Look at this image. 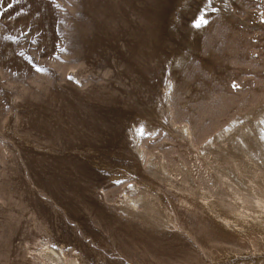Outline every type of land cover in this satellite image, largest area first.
<instances>
[{
    "label": "rangeland",
    "instance_id": "1",
    "mask_svg": "<svg viewBox=\"0 0 264 264\" xmlns=\"http://www.w3.org/2000/svg\"><path fill=\"white\" fill-rule=\"evenodd\" d=\"M263 17L264 0H0V264H51L45 242L82 264H264V214L213 205L200 153L264 101ZM140 124L167 182L136 157ZM133 185L144 215L120 210Z\"/></svg>",
    "mask_w": 264,
    "mask_h": 264
},
{
    "label": "bare ground",
    "instance_id": "2",
    "mask_svg": "<svg viewBox=\"0 0 264 264\" xmlns=\"http://www.w3.org/2000/svg\"><path fill=\"white\" fill-rule=\"evenodd\" d=\"M167 90L172 98V89L169 87ZM170 98L161 111L163 123L169 131L179 132L177 138L184 143L191 142L194 146L190 125L175 122ZM157 130L142 124L135 126L131 135L132 143L135 144L133 150L140 159L139 162L142 160L146 165H150L148 173L151 176L167 182L168 178L174 177L169 167L164 161L161 163L156 156L155 159L148 158L144 148V140L152 138ZM200 153L207 160L210 158L215 160V164L212 165L215 177L212 183L209 182L203 187L204 194L213 197V205L231 206L233 202L238 204V200L242 199V205L250 204V207L254 206L264 214V101L254 112L250 111L244 116L230 119L207 140ZM137 192L139 193L135 196ZM153 205L156 204L147 197L146 190L140 191L133 185L131 188H125L120 210L131 216L144 215L151 211ZM148 216L152 218L151 212ZM39 255L51 264H82L76 257H67L62 249L51 246L48 242L44 243Z\"/></svg>",
    "mask_w": 264,
    "mask_h": 264
},
{
    "label": "snow or ice",
    "instance_id": "3",
    "mask_svg": "<svg viewBox=\"0 0 264 264\" xmlns=\"http://www.w3.org/2000/svg\"><path fill=\"white\" fill-rule=\"evenodd\" d=\"M208 21L207 19L205 18L204 15H201L198 17L197 21L194 23V27H196L197 29L201 28L202 26H205L207 25ZM234 87H236L234 85ZM141 134H143V132H141Z\"/></svg>",
    "mask_w": 264,
    "mask_h": 264
},
{
    "label": "built area",
    "instance_id": "4",
    "mask_svg": "<svg viewBox=\"0 0 264 264\" xmlns=\"http://www.w3.org/2000/svg\"><path fill=\"white\" fill-rule=\"evenodd\" d=\"M233 86H234V85H233ZM235 86H238L237 83H235ZM234 89H235V87H234Z\"/></svg>",
    "mask_w": 264,
    "mask_h": 264
}]
</instances>
